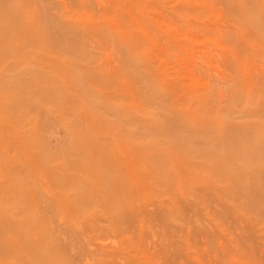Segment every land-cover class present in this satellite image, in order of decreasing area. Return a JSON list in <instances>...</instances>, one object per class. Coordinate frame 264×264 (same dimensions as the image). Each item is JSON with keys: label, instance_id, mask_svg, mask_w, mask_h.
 Segmentation results:
<instances>
[{"label": "rangeland", "instance_id": "obj_1", "mask_svg": "<svg viewBox=\"0 0 264 264\" xmlns=\"http://www.w3.org/2000/svg\"><path fill=\"white\" fill-rule=\"evenodd\" d=\"M0 264H264V0H0Z\"/></svg>", "mask_w": 264, "mask_h": 264}, {"label": "bare ground", "instance_id": "obj_2", "mask_svg": "<svg viewBox=\"0 0 264 264\" xmlns=\"http://www.w3.org/2000/svg\"><path fill=\"white\" fill-rule=\"evenodd\" d=\"M106 1H109V0H106ZM107 3V2H106ZM106 5V4H105ZM237 33V32H236ZM167 40V39H166ZM171 46V45H170ZM222 48H223V46H222ZM255 48V47H254ZM257 59V58H256ZM226 58L224 57L223 58V62H225L226 63ZM244 67V66H243ZM245 70V69H244ZM247 71V70H246ZM245 71V72H246ZM244 72V73H245ZM246 74V73H245ZM244 76V75H243ZM245 77H246V75H245ZM219 79V78H218ZM225 80H226V77L224 78V80H222L221 82L224 84V82H225ZM257 81V66H256V68L254 67L253 69H251L249 72H248V77H246V79H245V82H251L252 84H253V82L254 81ZM237 85L238 84V82H237V79H235L234 77H232L231 78V84L230 85ZM228 86V88L229 89H231L232 87L231 86ZM254 85V84H253ZM224 93V92H223ZM222 93V94H223ZM128 153V152H127ZM133 155H137V154H134V153H132ZM128 167L129 168H131L130 167V165H128ZM127 166H126V168H128ZM217 167H219V165H217ZM130 170V169H129ZM206 173V172H205ZM203 174V173H202Z\"/></svg>", "mask_w": 264, "mask_h": 264}]
</instances>
